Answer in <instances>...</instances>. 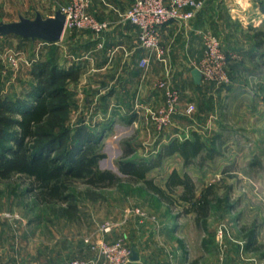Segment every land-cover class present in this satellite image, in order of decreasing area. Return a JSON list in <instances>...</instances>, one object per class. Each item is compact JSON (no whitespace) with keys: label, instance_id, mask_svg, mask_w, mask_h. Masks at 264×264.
Returning a JSON list of instances; mask_svg holds the SVG:
<instances>
[{"label":"rangeland","instance_id":"obj_1","mask_svg":"<svg viewBox=\"0 0 264 264\" xmlns=\"http://www.w3.org/2000/svg\"><path fill=\"white\" fill-rule=\"evenodd\" d=\"M71 2L72 0H0V22L18 21L20 16L34 19L38 13L44 18L52 17L57 10H62ZM209 2L210 0H206V6ZM255 8L256 6H253L251 11H255ZM88 9L89 0L87 7L89 12ZM232 13L235 14L236 11ZM254 25L255 23L250 24L253 34L243 36L238 41V44H243L239 47L251 51H248L249 54L251 53V60L248 56L242 57L239 53L235 55L225 51L223 39L212 28L204 31V33L218 36L229 62L239 61L240 67H245L247 71L239 74L234 98L227 99L219 112V123L225 127V130L216 132L220 133L216 145L218 153L212 159L203 154L202 158H198L188 167L184 166L183 159L178 155L160 160L158 154L172 139L182 141L191 137V128L187 127L189 120L177 119L174 122L183 129L178 133L176 125L160 130L152 119L137 120L136 123L117 117L106 121L95 120L90 117L92 106L85 103L86 101L81 102L76 93V82L69 81L67 88L71 96L66 115V127L73 132L79 125L85 124L97 133L103 134L107 129L98 148L99 153L104 154L105 157L100 160L98 167L100 170L112 171L120 181L112 186L90 187L82 180H73L70 192L77 197L80 217L71 222L54 213V209L58 207L57 204H43L36 198V191L28 177L12 175L8 179L0 178V240L2 242L0 245L7 246L6 241H10L8 238L13 232L17 235V240L20 241L19 246L23 251L22 230L25 223L27 226H32V252L39 253L43 249L40 240L45 239V224H49L54 229L59 228L65 235L72 236L78 231H87L88 228L94 232L93 223L98 220H108L100 223L101 228L103 224L110 223L109 220L119 219L126 210L135 213L140 209L160 215V218L165 221L171 219L173 223L175 222L183 254L190 256L199 264H205V261H210V264H264V21L258 24L257 29H254ZM76 32L77 30L67 28L63 35L65 42L61 40L54 46L41 40L27 39L26 41L32 42L26 49L19 48V45L8 49L3 48L4 52L8 53L11 49L10 53L16 62L13 64L8 56L11 65L3 64L0 67V97L14 94L25 95L27 92L25 84L29 79L27 78L28 69L31 70L33 64L44 59L45 63L61 68L71 67L68 64L73 61L71 57L74 55L73 47L63 48L59 44L66 45L70 35ZM7 70L10 72L7 73ZM33 82L34 79L31 78L27 86L31 87ZM163 102L153 111H158L163 106ZM187 105L181 102V111L184 112ZM195 111L196 107L193 113ZM216 118L210 115L208 130H203L207 134L203 137L209 143L215 133L213 129H218ZM127 152H129L128 155H126ZM203 158L205 160L201 164ZM121 160H134L139 164L147 163L146 165L151 169L146 179L167 192L166 182L174 170L181 175L186 173L192 177L197 194L213 185L214 192L220 201L218 206L210 212L207 230L197 225L195 214L187 213V204L178 200V196L183 192L182 187L175 189L173 203L168 205L149 192L143 181L123 174L119 170ZM88 191L99 195V199H89L86 195ZM243 227L256 231L257 244L254 250L245 248L246 237L242 232ZM220 229H224L223 238L219 237ZM99 234L101 239V230ZM229 237L233 239L241 237L244 245L239 244L240 249L237 247L233 249L238 243L228 240ZM83 240L86 244H91L90 239ZM204 240H207L209 251L206 250ZM98 242L96 243L97 251Z\"/></svg>","mask_w":264,"mask_h":264},{"label":"crops","instance_id":"obj_2","mask_svg":"<svg viewBox=\"0 0 264 264\" xmlns=\"http://www.w3.org/2000/svg\"><path fill=\"white\" fill-rule=\"evenodd\" d=\"M133 3L134 0H89V12L98 20L108 22L110 29L102 37L88 30L77 31L70 35L66 45L59 44L63 48L73 47V63L68 65H76L79 70V79L75 83L76 93L81 102L86 101L92 106L90 117L105 121L117 117L133 123L137 120L150 121V111L155 110L163 101L157 83L160 79L169 78L181 91L182 104H194L196 107L192 117L179 115L175 121L189 120L187 127L191 128V134L196 132L205 140L203 135L207 134L203 130H208V119L213 115L218 120V129H213V138L220 136L216 132L225 130V127L219 123V112L227 99L234 98L237 78L247 69L240 67L239 61L231 60V82L228 85L196 83L192 72L197 68L204 52L201 34L207 28H212L223 39L225 51L235 55L239 53L242 57L248 56L251 60V51L239 47L243 44H238V41L252 33L251 23H255L254 29L258 28L259 23H263L264 11L261 4H264V0H210L206 9L189 23H170L161 32L162 58L153 55L146 70L139 66L145 52L137 45V30L124 18ZM253 6H256L255 11H251ZM233 11L236 13H232ZM63 38L62 42H65ZM26 40L13 35L0 38V67L3 64L11 65L8 59V56H12L11 49L9 53L4 50L16 45L26 49L32 42ZM99 44L104 47L100 48ZM27 78L28 82L32 78L30 69ZM28 82L25 84L27 89L30 88L27 86ZM175 125L177 133L183 130L180 125L174 123ZM143 212L146 214L145 218L126 210L119 219L109 220L113 230L105 239L111 242L121 241L129 246L137 255V259L131 264H199L183 254L175 222L171 219L165 221L154 213ZM105 221L93 223L94 232L88 228L89 230L78 231L72 236L45 224V239L40 240L43 249L39 253L32 252V226L24 223L23 242L20 244L24 250H21L20 241L12 232L8 238L10 241H6L7 246L0 245V264H66L72 259H81L88 264H102L98 261L96 243L100 239V223ZM85 238L90 239V245L84 242ZM228 240L238 243L234 248L231 247L233 249H240L239 244L244 245L241 237H229ZM205 264H210V261H205Z\"/></svg>","mask_w":264,"mask_h":264},{"label":"trees","instance_id":"obj_3","mask_svg":"<svg viewBox=\"0 0 264 264\" xmlns=\"http://www.w3.org/2000/svg\"><path fill=\"white\" fill-rule=\"evenodd\" d=\"M261 8L264 11V4ZM30 74L34 82L25 95L0 97V178L8 179L12 175L28 177L41 203L57 204L54 209L56 215L75 221L80 217V208L77 197L70 192L73 180L98 187L115 185L120 179L112 171L98 167L105 157L98 149L103 133H97L85 124L79 125L73 132L66 127L71 96L67 83L79 79L76 65L61 68L45 63L44 59L33 64ZM219 137L215 136L208 143L193 132L185 140L172 139L159 151L158 159L179 155L185 167L194 164L203 154L212 159L218 153L216 145ZM146 164L121 160L119 170L143 181L149 192L168 205L173 203L175 189L182 187L178 200L187 204V213L195 214L197 225L207 230L210 212L220 201L214 192L215 187L210 185L197 194L192 177L174 170L166 182L167 192L146 179L151 169ZM86 195L91 200L99 199V195L92 191ZM242 232L246 237V249L255 248V229L243 227ZM206 241H203L205 246Z\"/></svg>","mask_w":264,"mask_h":264},{"label":"built area","instance_id":"obj_4","mask_svg":"<svg viewBox=\"0 0 264 264\" xmlns=\"http://www.w3.org/2000/svg\"><path fill=\"white\" fill-rule=\"evenodd\" d=\"M88 0H72L71 4L63 7L66 15L65 30L83 31L89 30L98 37H102L110 29V24L100 21L87 11ZM206 7V0H135L132 7L124 14L137 30V45L145 52L140 59L139 66L146 70L153 55L162 58L161 46L162 29L173 22L189 23L196 15ZM204 52L198 63L197 69L201 73L202 83H214L216 85H228L231 82L229 73V60L222 48L221 39L212 33H202ZM103 48V44H99ZM13 64L15 59L10 56ZM9 60V61H10ZM162 93L163 106L158 111H150V118L155 121L160 130L174 125L177 116L190 117L194 110V104H188L181 111L182 94L172 84L169 78L160 79L157 83ZM136 213L142 218L146 214L141 210ZM113 225L105 223L100 230L102 237L98 242V261L102 264H131L133 251L121 241L110 242L105 239L106 234L112 232ZM223 238L224 229L218 231ZM67 264H88L81 259H72Z\"/></svg>","mask_w":264,"mask_h":264},{"label":"water","instance_id":"obj_5","mask_svg":"<svg viewBox=\"0 0 264 264\" xmlns=\"http://www.w3.org/2000/svg\"><path fill=\"white\" fill-rule=\"evenodd\" d=\"M66 15L61 9L52 17L44 18L40 13L34 19L19 17L18 21L0 22V37L17 36L32 41L41 40L47 44L59 43L65 32ZM196 83L201 82V73L196 68L192 72ZM137 255L133 253L132 260Z\"/></svg>","mask_w":264,"mask_h":264}]
</instances>
